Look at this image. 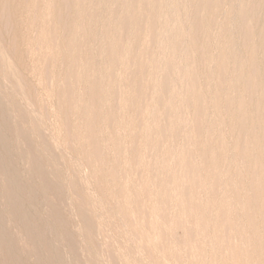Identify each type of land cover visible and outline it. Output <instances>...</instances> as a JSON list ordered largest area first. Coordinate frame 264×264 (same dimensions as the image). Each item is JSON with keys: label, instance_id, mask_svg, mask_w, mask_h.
<instances>
[{"label": "rangeland", "instance_id": "374dc122", "mask_svg": "<svg viewBox=\"0 0 264 264\" xmlns=\"http://www.w3.org/2000/svg\"><path fill=\"white\" fill-rule=\"evenodd\" d=\"M0 30V264H264V0H0Z\"/></svg>", "mask_w": 264, "mask_h": 264}, {"label": "bare ground", "instance_id": "6f19581e", "mask_svg": "<svg viewBox=\"0 0 264 264\" xmlns=\"http://www.w3.org/2000/svg\"><path fill=\"white\" fill-rule=\"evenodd\" d=\"M202 1V0H201ZM208 2V1H207ZM212 2V1H211ZM73 3V2H72ZM133 3V2H132ZM10 4V3H9ZM202 5V4H201ZM136 6V5H135ZM216 7V6H215ZM219 8V7H218ZM16 11V10H15ZM207 11V10H206ZM13 13H14V11H13ZM213 15H215V14H213ZM12 17V16H11ZM2 25V24H1ZM13 26V25H12ZM207 29V28H206ZM199 30V29H198ZM1 31V30H0ZM9 32V31H8ZM14 40V39H13ZM27 42V41H26ZM17 43H19V42H17ZM24 43V42H23ZM15 44V43H14ZM50 44V43H49ZM17 46V45H16ZM23 48V47H22ZM68 48V47H67ZM28 50V49H27ZM93 50V49H92ZM103 50V49H102ZM66 51H68V50H66ZM88 51V50H87ZM29 52V51H28ZM90 53V52H89ZM75 56V55H74ZM66 57H68V56H66ZM14 58V57H13ZM31 59V58H30ZM65 59V58H64ZM67 59V58H66ZM32 60V59H31ZM69 62H71V61H69ZM15 63V62H14ZM74 63H75V61H74ZM1 64V63H0ZM34 64V63H33ZM31 65V64H30ZM67 65V64H66ZM47 66V65H46ZM242 66V65H241ZM43 67V66H42ZM75 67V66H74ZM92 67V66H91ZM93 68V67H92ZM45 69V68H44ZM76 69V68H75ZM74 69V70H75ZM84 69V68H83ZM69 71V70H68ZM84 71V70H83ZM1 72H2V70H1ZM43 72H44V70H43ZM73 72V71H72ZM3 74V73H2ZM32 75V74H31ZM92 75V74H91ZM241 76V75H240ZM2 77V76H1ZM7 77V76H6ZM35 77V76H34ZM39 77V76H38ZM21 78V77H20ZM36 78V77H35ZM8 79V78H7ZM37 79V78H36ZM90 79V78H89ZM99 79V78H98ZM38 80V79H37ZM88 80V79H87ZM81 81V80H80ZM8 82V81H7ZM83 82V81H82ZM9 83V82H8ZM36 83V82H35ZM85 83V82H84ZM34 84V83H33ZM83 84V83H82ZM87 84V83H86ZM70 85V84H69ZM73 85V84H72ZM192 85V84H191ZM83 86V85H82ZM190 86V85H189ZM38 87V86H37ZM85 87V86H84ZM83 87V88H84ZM91 88V87H90ZM98 88V87H97ZM165 88V87H164ZM169 88V87H168ZM75 89V88H74ZM170 89V88H169ZM174 89V88H173ZM9 90V89H8ZM14 90V89H13ZM73 90V89H72ZM92 90V89H91ZM27 91V90H26ZM31 91V90H30ZM193 92V91H192ZM18 93V92H17ZM40 93H42V92H40ZM52 93V92H51ZM73 93V92H72ZM172 93V92H171ZM185 93V92H184ZM188 93V92H187ZM194 93V92H193ZM28 94H29V92H28ZM180 94V93H179ZM33 95H34V93H33ZM170 95V94H169ZM192 95V94H191ZM1 96V95H0ZM7 96V95H6ZM71 96V95H70ZM74 96V95H73ZM135 96V95H134ZM133 96V97H134ZM188 96V95H187ZM237 96V95H236ZM15 97V96H14ZM22 97V96H21ZM36 97V96H35ZM129 97V96H128ZM172 97V96H171ZM228 97V96H227ZM233 97V96H232ZM5 98V97H4ZM44 98H46V97H44ZM140 98V97H139ZM181 98V97H180ZM9 99V98H8ZM14 99V98H13ZM20 99V98H19ZM42 99V98H41ZM129 99V98H128ZM165 99V98H164ZM169 99V98H168ZM168 99H167V101H168ZM67 100V99H66ZM81 100V99H80ZM126 100H127V98H126ZM141 100V99H140ZM230 100V99H229ZM67 101H69V100H67ZM66 101V102H67ZM139 101V100H138ZM187 101H188V99H187ZM63 102V101H62ZM70 102V101H69ZM87 102V101H86ZM14 103V102H13ZM17 103V102H16ZM130 103V102H129ZM137 103V102H136ZM163 103V102H162ZM19 104V103H18ZM65 104V103H64ZM70 104V103H69ZM73 104H75V103H73ZM86 104V103H85ZM92 104V103H91ZM167 104V103H166ZM136 105V104H135ZM190 105V104H189ZM236 105V104H235ZM238 105V104H237ZM240 105V104H239ZM10 106V105H9ZM41 106V105H40ZM164 106V105H163ZM71 107V106H70ZM237 107V106H236ZM242 107V106H241ZM104 108V107H103ZM170 108V107H169ZM40 109V108H39ZM91 109V108H90ZM240 109V108H239ZM170 110V109H169ZM243 110V109H242ZM40 111V110H39ZM83 111V110H82ZM84 112V111H83ZM87 112V111H86ZM90 112H91V110H90ZM55 114V113H54ZM86 114V113H85ZM89 114V113H88ZM92 115H93V113H91ZM2 115V114H1ZM80 115V114H79ZM128 115V114H127ZM52 116V115H51ZM83 116V115H82ZM91 116V115H90ZM201 116V115H200ZM199 116V117H200ZM44 117V116H43ZM86 117V116H85ZM197 118V117H196ZM94 119V118H93ZM25 120V119H24ZM25 122V121H24ZM70 122V121H69ZM91 122V121H90ZM98 122V121H97ZM100 122V121H99ZM109 122V121H108ZM130 122V121H129ZM99 124V123H98ZM104 124V123H103ZM100 125V124H99ZM89 126H90V124H89ZM91 127H94V126H91ZM90 127V128H91ZM102 129V128H101ZM4 130V129H3ZM109 130V129H108ZM0 131H1V129H0ZM55 133V132H54ZM3 136V135H2ZM1 136V138H3ZM7 136V135H6ZM89 136V135H88ZM95 136V135H94ZM93 136V137H94ZM13 137V136H12ZM36 137V136H35ZM255 137V136H254ZM1 138H0V142H1ZM6 138H8V137H6ZM3 141V140H2ZM96 141V140H95ZM100 141V140H99ZM34 142V141H33ZM38 143H40V142H38ZM145 144V143H144ZM10 146V145H9ZM8 146V147H9ZM21 146V145H20ZM31 146V145H30ZM131 146V145H130ZM135 146V145H134ZM18 147V146H17ZM37 147V146H36ZM47 147V146H46ZM144 147V146H143ZM28 148V147H27ZM135 148V147H134ZM29 149V148H28ZM5 150V149H4ZM35 150V149H34ZM25 151H26V149H25ZM39 151V150H38ZM55 151V150H54ZM139 151V150H138ZM10 153V152H9ZM133 153V152H132ZM11 155V154H10ZM36 155V154H35ZM135 155V154H134ZM52 156V155H51ZM138 156V155H137ZM141 156H142V154H141ZM11 157H12V155H11ZM10 157V158H11ZM17 158V157H16ZM50 158V157H49ZM52 158H54V156L52 157ZM141 158V157H140ZM41 159V158H40ZM45 159V158H44ZM36 160V159H35ZM46 160V159H45ZM114 160V159H113ZM140 160V159H139ZM143 160V159H142ZM52 161V160H51ZM225 161V160H224ZM223 161V162H224ZM16 162V161H15ZM28 162V161H27ZM33 162V161H32ZM48 162V161H47ZM128 162V161H127ZM206 162V161H205ZM220 162V161H219ZM255 162V161H254ZM69 163V162H68ZM139 163H140V161H139ZM3 164V163H2ZM1 164V165H2ZM30 164H32V163H30ZM36 164V163H35ZM42 164V163H41ZM44 164V163H43ZM50 164V163H49ZM206 164V163H205ZM255 164V163H254ZM258 164V163H257ZM125 165V164H124ZM24 166V165H23ZM32 166V165H31ZM128 166H130V165H128ZM133 166V165H132ZM17 167V166H16ZM60 167V166H59ZM141 168V167H140ZM208 168H210V167H208ZM1 169V168H0ZM50 169V168H49ZM72 169V168H71ZM10 170V169H9ZM61 170V169H60ZM209 170V169H208ZM6 170L4 169L3 170V172H5ZM30 171V170H29ZM43 171H45V170H43ZM70 171V170H69ZM14 172V171H13ZM71 172V171H70ZM74 172V170L72 171V173ZM8 173V172H7ZM28 173V172H27ZM47 173V172H46ZM49 174H50V172H48ZM9 174V173H8ZM59 174V173H58ZM212 174V173H211ZM214 174H215V172H214ZM213 174V175H214ZM217 174V173H216ZM191 175V174H190ZM220 175V174H219ZM41 176V175H40ZM44 176H45V174H44ZM52 176V175H51ZM50 176V177H51ZM74 176V175H73ZM25 177V176H24ZM54 177V176H53ZM79 177V176H78ZM212 177V176H211ZM17 178V177H16ZM221 178V177H220ZM255 178V177H254ZM50 179V178H49ZM53 178H51V180H52ZM57 179H58V177H57ZM28 180V179H27ZM76 180V179H75ZM198 180V179H197ZM30 181V180H29ZM79 181V180H78ZM194 181V180H193ZM221 181V180H220ZM27 182V181H26ZM249 182V181H248ZM2 183V182H1ZM25 183V182H24ZM31 183V182H30ZM54 183H56V182H54ZM7 184V183H6ZM76 184V183H75ZM190 184V183H189ZM199 184V183H198ZM238 184V183H237ZM11 185V184H10ZM30 185V184H29ZM45 185H47V184H45ZM44 185V186H45ZM236 185V184H235ZM7 186V185H6ZM73 186V185H72ZM226 186V185H225ZM243 186V185H242ZM261 186V185H260ZM14 187V186H13ZM75 187V186H74ZM249 187V186H248ZM5 188V187H4ZM3 188V189H4ZM44 188V187H43ZM46 188V187H45ZM54 188V187H53ZM52 188V189H53ZM235 188V187H234ZM250 188V187H249ZM57 189V188H56ZM9 190V189H8ZM12 190V189H11ZM42 190V189H41ZM49 190V189H48ZM5 191V190H4ZM7 191V190H6ZM256 191V190H255ZM23 192V191H22ZM46 192V191H45ZM53 192V191H52ZM59 192H61V191H59ZM250 192V191H249ZM24 193V192H23ZM58 193V192H57ZM15 194V193H14ZM252 194V193H251ZM10 195H12L11 193H10ZM66 195V194H65ZM81 195H82V193H81ZM5 196V195H4ZM14 196V195H13ZM238 196H240V195H238ZM1 197V196H0ZM60 197V196H59ZM64 197V196H63ZM79 197V196H78ZM85 197V196H84ZM3 198V197H2ZM17 198V197H16ZM47 198V197H46ZM9 199V198H8ZM10 200V199H9ZM61 200H63V198L61 199ZM72 200V199H71ZM12 202H13V200H11ZM10 201V202H11ZM29 201V200H28ZM65 201V200H64ZM76 201V200H75ZM87 201V200H86ZM54 202V201H53ZM15 203H16V201H15ZM21 203V202H20ZM29 203V202H28ZM66 203V202H65ZM83 203V202H82ZM87 203V202H86ZM76 204V203H75ZM79 204V203H78ZM14 205V204H13ZM49 205V204H48ZM85 205V204H84ZM31 206V205H30ZM74 206V205H73ZM6 207H8V206H6ZM35 207V206H34ZM51 207V206H50ZM9 208V207H8ZM15 208H17V207H15ZM76 208V207H75ZM36 209V208H35ZM38 209V208H37ZM48 209V208H47ZM53 209V208H52ZM66 209V208H65ZM74 209V208H73ZM193 209V208H192ZM18 210V209H17ZM14 211H16V210H14ZM19 211H20V209H19ZM39 211V210H38ZM45 211V210H44ZM55 211V210H54ZM2 213V212H1ZM31 213V212H30ZM46 213V212H45ZM3 214V213H2ZM8 214V213H7ZM42 214V213H41ZM44 214V213H43ZM64 214V213H63ZM78 214V213H77ZM81 215V214H80ZM5 216V215H4ZM39 216V215H38ZM193 216V215H192ZM6 217V216H5ZM85 217V216H84ZM15 218V217H14ZM59 218V217H58ZM61 218V217H60ZM67 218V217H66ZM88 218V217H87ZM86 219V218H85ZM14 220V219H13ZM30 220H31V218H30ZM68 220V219H67ZM69 220H70V218H69ZM86 221V220H85ZM243 221V220H242ZM12 222V221H11ZM22 222V221H21ZM34 222V221H33ZM90 222V221H89ZM69 223V222H68ZM72 223V222H71ZM235 223V222H234ZM136 224V223H135ZM93 225V224H92ZM133 225V224H132ZM236 225V224H235ZM255 225V224H254ZM253 225V226H254ZM94 226V225H93ZM144 226V225H143ZM142 226V227H143ZM243 226V225H242ZM48 227V226H47ZM73 227V226H72ZM135 227V226H134ZM151 227V226H150ZM201 227V226H200ZM18 228V227H17ZM34 228V227H33ZM96 228V227H95ZM24 229V228H23ZM146 229H147V226H146ZM244 229V228H243ZM7 230V229H6ZM19 230V229H18ZM78 230V229H77ZM47 231V230H46ZM89 231V230H88ZM139 231V230H138ZM3 232V231H2ZM49 232V231H48ZM74 232H76V231H74ZM97 232V231H96ZM5 233V232H4ZM80 233V232H79ZM88 233V232H87ZM134 233V232H133ZM8 234V233H7ZM81 234V233H80ZM13 235V234H12ZM87 235V234H86ZM84 236V235H83ZM252 236V235H251ZM1 237V236H0ZM4 237V236H3ZM30 237V236H29ZM88 237V236H87ZM22 238V237H21ZM43 238V237H42ZM61 238V237H60ZM83 238V237H82ZM246 238V237H245ZM39 239V238H38ZM79 239V238H78ZM81 239V238H80ZM243 239V238H242ZM25 240V239H24ZM86 240V239H85ZM42 241V240H41ZM105 241V240H104ZM5 242V241H4ZM76 242H77V240H76ZM23 243V242H22ZM27 243V242H26ZM78 243V242H77ZM76 243V244H77ZM93 243V242H92ZM32 244V243H31ZM89 244V243H88ZM105 244V243H104ZM138 245H140L139 243H137ZM136 244V245H137ZM143 244V243H142ZM16 245V244H15ZM54 245V244H53ZM60 245V244H59ZM58 245V246H59ZM137 245V246H138ZM22 247V246H21ZM75 247V246H74ZM96 247V246H95ZM141 247V246H140ZM139 247V248H140ZM143 247V246H142ZM73 248V247H72ZM107 248V247H106ZM49 249V248H48ZM51 249V248H50ZM108 249V248H107ZM136 249V248H135ZM138 249V248H137ZM14 250V249H13ZM12 250V251H13ZM62 250V249H61ZM98 250V249H97ZM122 250V249H121ZM143 250V249H142ZM31 251V250H30ZM46 251V250H45ZM60 251V250H59ZM76 251H78V250H76ZM137 251V250H136ZM237 251V250H236ZM38 252V251H37ZM41 252V251H40ZM74 252V251H73ZM96 252V251H95ZM102 252V251H101ZM138 252V251H137ZM136 252V253H137ZM144 252V251H143ZM4 253V252H3ZM30 253V252H29ZM49 253V252H48ZM88 253V252H87ZM63 254H64V252H63ZM9 255V254H8ZM50 255V254H49ZM53 255V254H52ZM65 255V254H64ZM81 255V254H80ZM146 255V254H145ZM10 256V255H9ZM8 256V257H9ZM43 256V255H42ZM67 256V255H66ZM78 256V255H77ZM239 256V255H238ZM37 257V256H36ZM83 257V256H82ZM112 257V256H111ZM148 257V256H147ZM76 258V257H75ZM81 258V257H80ZM113 258H115V257H113ZM143 258V257H142ZM116 259V258H115ZM114 259V260H115ZM77 260V259H76ZM83 260V259H82ZM113 260V261H114ZM8 261V260H7ZM3 262V261H2ZM32 262V261H31ZM52 262V261H51ZM76 262V261H75ZM83 262V261H82ZM17 263V262H16ZM25 263V262H24ZM60 263V262H59ZM64 263V262H63ZM71 264V263H70ZM86 264V263H85ZM90 264V263H89ZM113 264V263H112ZM117 264V263H116Z\"/></svg>", "mask_w": 264, "mask_h": 264}]
</instances>
